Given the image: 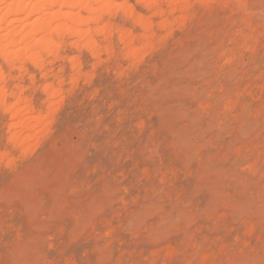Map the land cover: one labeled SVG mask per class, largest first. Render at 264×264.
Here are the masks:
<instances>
[{
    "label": "rangeland",
    "instance_id": "374dc122",
    "mask_svg": "<svg viewBox=\"0 0 264 264\" xmlns=\"http://www.w3.org/2000/svg\"><path fill=\"white\" fill-rule=\"evenodd\" d=\"M160 1L114 0L148 37L119 11L99 54L65 38L43 71L0 59L45 119L15 147L0 106V264H264V0Z\"/></svg>",
    "mask_w": 264,
    "mask_h": 264
},
{
    "label": "bare ground",
    "instance_id": "6f19581e",
    "mask_svg": "<svg viewBox=\"0 0 264 264\" xmlns=\"http://www.w3.org/2000/svg\"><path fill=\"white\" fill-rule=\"evenodd\" d=\"M189 1H169L171 2V11L168 9L170 13L166 12L167 15L177 12L180 10L179 8L182 10L181 6L183 4L188 5ZM139 2L147 10L153 11V16L159 18L162 16L163 18L165 10L163 11L160 6L161 1L139 0ZM119 11L124 13L127 20L133 21L135 26L140 27L145 33L144 36L152 33L154 28L152 23L143 16L136 14L133 7L127 5L125 2L116 5L114 0H0V59L3 61V64L19 71H22L26 63L32 64L35 69L40 71L46 66L44 63H47V61H44V56L56 57V59L60 57V53L63 50H61V43L65 38L77 39L75 43L76 49L77 46L79 48L82 46L80 49L86 48L89 53L99 54V46H102H98L95 36H100L104 38L103 40H110L113 36L112 26H114H110V21L103 24L101 17L109 16L110 18ZM160 25L163 28L169 26L165 22H162ZM114 32L118 34L121 40L119 42H123L124 46L129 49L126 51L128 58L134 56L139 51L138 49L134 50L133 46L136 40L131 34L132 31L129 32L126 29L123 30L121 27L119 29L114 27ZM147 37L144 39H147ZM111 50L110 48L107 49L108 52H111ZM71 63H73L74 68L73 66L72 68L75 70L76 62ZM77 67L79 68L80 66ZM5 79L4 72L0 67V83H4ZM2 88H0V106L5 114L10 115V121H13L9 127V131L11 132L9 143L15 147L26 146V144L34 139V135L32 136L31 133L36 130V132H39L37 128L43 129H41V124H43L45 119L38 115L39 112L36 113L38 116H33L35 113L32 112L33 108L31 107V110L29 105L27 107L21 106L23 99L20 95L22 92L20 91L22 89L18 91L20 94L13 92L7 95L11 91L6 94V89ZM43 91L48 96L50 95L49 97L51 98H55L57 95L55 89L50 86H46ZM9 98L15 99V103L8 102ZM1 158H3V155Z\"/></svg>",
    "mask_w": 264,
    "mask_h": 264
}]
</instances>
